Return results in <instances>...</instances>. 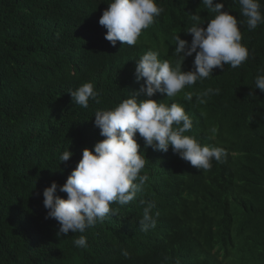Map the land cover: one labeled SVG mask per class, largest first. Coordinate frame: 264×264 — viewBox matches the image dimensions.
<instances>
[{
	"label": "trees",
	"instance_id": "trees-1",
	"mask_svg": "<svg viewBox=\"0 0 264 264\" xmlns=\"http://www.w3.org/2000/svg\"><path fill=\"white\" fill-rule=\"evenodd\" d=\"M112 2L0 0V264H264V92L255 88L256 77L264 75V24L249 31L238 0L213 4L223 3L222 10L237 18L248 60L236 69H214L184 90L219 89L218 95L204 105L195 96L186 102L183 93L136 96L137 102L182 106L192 120L185 135L225 149L226 162L197 170L171 145L167 152L145 148L137 133L146 160L141 175L148 180L132 202L112 204L118 215L68 236L57 237L58 222L45 219L44 189L56 182L55 195L67 199L59 186L83 149L94 150L104 139L94 126L96 111L114 110L144 83L136 80V61L153 51L175 65L173 37L191 44L185 32L194 23L190 14H199L204 28L215 18L202 0H154L163 12L137 44L117 41L113 47L99 25ZM258 2L264 16V0ZM194 58H185L182 68L193 70ZM89 82L100 102L90 100L84 109L68 90ZM66 150L73 155L62 163ZM141 199L155 205L156 226L147 232L139 223ZM81 235L86 248L73 244Z\"/></svg>",
	"mask_w": 264,
	"mask_h": 264
},
{
	"label": "clouds",
	"instance_id": "clouds-1",
	"mask_svg": "<svg viewBox=\"0 0 264 264\" xmlns=\"http://www.w3.org/2000/svg\"><path fill=\"white\" fill-rule=\"evenodd\" d=\"M202 3L215 18L208 21L204 28L201 27V16L190 14L194 23L185 32L192 36L191 44L179 35L173 37L175 65L169 59L161 62L156 52L148 51L135 63L136 80L144 82L139 91L123 99L114 110L96 111L94 126L100 129L104 139L94 145V150L83 149L76 168L59 186V191L66 193L67 199L55 195L58 189L56 182L44 189L45 219L58 222L57 237L83 233L98 222L102 223L108 216L118 215L119 208L113 209L112 204L127 205L136 198L137 193L143 191L148 177L141 175L146 160L135 139L137 133L143 139L145 148L167 152L171 145L180 159L197 170L207 172L211 170L213 161L219 164L226 162L228 153L225 149L201 146L195 138L185 135L192 128V120L182 106L175 102L169 106L153 99L140 102L136 99L141 93L152 97L159 92L166 94L168 99L183 93L186 102L191 103L195 96V103L204 105L211 95H218L220 90L208 88L193 93L185 92V88L208 79L214 69L223 71L225 65L236 69L248 60L249 51L241 43L242 34L237 18L222 10L223 3L213 4V0H202ZM238 4L249 31L264 24L258 0H238ZM162 12L163 9L154 0H114L102 12L99 25L107 30L104 38L113 47L117 41L122 45L135 46L142 32L153 25ZM193 53V70L182 68L185 58ZM255 88L264 92V75L256 77ZM68 93L72 102L84 109L89 107L90 100L100 102L99 93L90 82L83 83L74 91L68 90ZM210 131L215 135L217 129ZM72 155L66 150L60 156V161L66 163ZM139 203L143 206V218L139 223L141 230L147 232L156 226V219L151 214L155 205L143 199ZM73 244L78 248L87 247L83 235L74 239ZM121 254L129 257L127 251Z\"/></svg>",
	"mask_w": 264,
	"mask_h": 264
},
{
	"label": "bare ground",
	"instance_id": "bare-ground-1",
	"mask_svg": "<svg viewBox=\"0 0 264 264\" xmlns=\"http://www.w3.org/2000/svg\"><path fill=\"white\" fill-rule=\"evenodd\" d=\"M82 64V63H81ZM76 69H78V67H76ZM74 71H76V70H74ZM72 74V73H71Z\"/></svg>",
	"mask_w": 264,
	"mask_h": 264
}]
</instances>
